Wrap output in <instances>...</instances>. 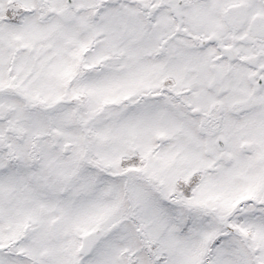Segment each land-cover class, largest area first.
<instances>
[{
  "label": "snow or ice",
  "instance_id": "1",
  "mask_svg": "<svg viewBox=\"0 0 264 264\" xmlns=\"http://www.w3.org/2000/svg\"><path fill=\"white\" fill-rule=\"evenodd\" d=\"M0 264H264V0H0Z\"/></svg>",
  "mask_w": 264,
  "mask_h": 264
}]
</instances>
